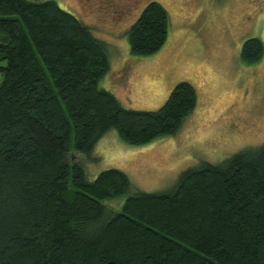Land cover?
I'll use <instances>...</instances> for the list:
<instances>
[{"label": "trees", "instance_id": "trees-1", "mask_svg": "<svg viewBox=\"0 0 264 264\" xmlns=\"http://www.w3.org/2000/svg\"><path fill=\"white\" fill-rule=\"evenodd\" d=\"M148 2L126 34L136 56L165 43ZM263 42L244 40L246 65ZM0 264H264V143L201 162L162 191L129 192L117 168L88 179L108 131L131 146L175 134L197 102L186 81L156 110L125 108L98 85L106 43L55 0H0ZM125 195L120 209L103 201Z\"/></svg>", "mask_w": 264, "mask_h": 264}, {"label": "rangeland", "instance_id": "rangeland-1", "mask_svg": "<svg viewBox=\"0 0 264 264\" xmlns=\"http://www.w3.org/2000/svg\"><path fill=\"white\" fill-rule=\"evenodd\" d=\"M55 1L106 43L109 70L98 85L125 108L156 110L181 81L197 96L194 110L173 135L131 146L116 130L108 131L95 145L97 158L83 163L88 179L117 168L128 176L129 192H158L203 161L218 163L264 143V54L255 65L240 56L248 38L264 45V0ZM150 1L167 11L168 35L156 53L136 56L126 32ZM124 200L121 195L103 203L120 209Z\"/></svg>", "mask_w": 264, "mask_h": 264}]
</instances>
